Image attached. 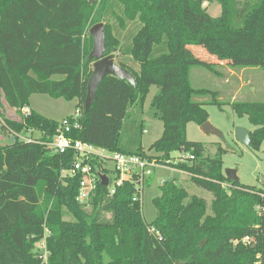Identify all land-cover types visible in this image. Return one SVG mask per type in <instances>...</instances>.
Here are the masks:
<instances>
[{
	"label": "trees",
	"instance_id": "trees-1",
	"mask_svg": "<svg viewBox=\"0 0 264 264\" xmlns=\"http://www.w3.org/2000/svg\"><path fill=\"white\" fill-rule=\"evenodd\" d=\"M204 1L0 0V128L40 134L34 142L14 136L0 144V264H69L70 254L83 264H264V188L229 180L222 146L209 156L203 142L187 135L190 122L209 119L206 104L223 105L217 90L193 85V67L217 75L224 63L264 70V0H218L217 16ZM99 22L105 24V54L119 58L135 85L108 75L85 113L95 61L90 29ZM190 46L205 47L216 60L199 58ZM153 85L158 90L150 107L164 130L150 154L137 113ZM35 93L78 99L82 128L70 135L186 171L191 182L213 193L211 204L176 179L160 185L152 222L144 219L134 181L114 193L99 181L81 203V175L63 172L75 154L56 153L48 144L61 121L31 107ZM230 103L239 116H248L254 126L250 146L259 150L264 101ZM24 106L31 108L28 116ZM6 108L17 115L8 116ZM90 161L95 171L112 172L100 160Z\"/></svg>",
	"mask_w": 264,
	"mask_h": 264
},
{
	"label": "rangeland",
	"instance_id": "rangeland-1",
	"mask_svg": "<svg viewBox=\"0 0 264 264\" xmlns=\"http://www.w3.org/2000/svg\"><path fill=\"white\" fill-rule=\"evenodd\" d=\"M203 5L207 7L210 14L217 16L221 14L222 6L218 0H205ZM193 54L199 58L216 60L203 46H190ZM191 54V53H190ZM129 59L133 61L130 57ZM118 61L119 58L115 57ZM134 63V62H133ZM221 75H217L210 70L195 66L192 69L193 85L217 90L220 99L223 101L222 107L217 104H206L209 113V121L221 133V135L207 132L202 125L190 122L187 126V135L190 140L200 141L206 145V155L213 156L218 152L219 146L223 149V166L237 170V174L242 184L264 188V141L260 149H254L240 141L236 135L238 127L252 128L248 116H239L230 101L238 99L240 101H264V70L261 67H233L227 63L216 67ZM158 87L153 85L145 99L144 105L138 110L137 117L144 120L147 131L143 134L142 146L150 154H155L151 150L152 144L161 137L164 124L162 120L153 115L150 107L151 100ZM210 95L200 97L208 99ZM78 99L68 100L66 98H54L48 94L35 93L30 98L31 105L41 113L63 120L67 115L76 111ZM7 115L15 117L14 109L6 108ZM38 135V133H35ZM13 133H5L0 128V144H10L14 141ZM175 162H178L181 154H174ZM190 174L181 171L169 163L159 165L154 174L150 177L142 193V212L147 222H152L156 217L157 210L153 199L160 194V185L165 180L176 179L184 185L192 194L204 197L211 204L213 193L207 189L191 182ZM69 264H83L71 257Z\"/></svg>",
	"mask_w": 264,
	"mask_h": 264
},
{
	"label": "built area",
	"instance_id": "built-area-1",
	"mask_svg": "<svg viewBox=\"0 0 264 264\" xmlns=\"http://www.w3.org/2000/svg\"><path fill=\"white\" fill-rule=\"evenodd\" d=\"M31 113L29 106L22 108V114L28 116ZM81 111L76 109L71 116H66L61 120L59 129L53 140L48 144L56 153H66L73 151L75 159L69 169H65V174H80V188L77 196L78 201L87 203L92 193L96 190L98 182L101 181L99 174L104 173L109 177V192L114 193L116 188L123 185L125 181H134L137 184L136 197L142 200V193L147 185V179L150 178L155 169L159 165L165 163L159 162L156 158L143 157L137 154H127L121 151H110L106 148L99 147L93 143L85 142L81 139L74 138L70 133L75 129H81ZM147 131V129H145ZM35 131L28 134L13 133L21 140L27 142L37 141L38 137L34 135ZM194 158V155H191ZM91 159H98L103 166L110 169L111 173L103 171H95L91 164ZM149 230L161 240L163 237L161 232L153 225L149 226ZM44 247L43 259L46 261L48 251L46 249L45 240L42 241Z\"/></svg>",
	"mask_w": 264,
	"mask_h": 264
},
{
	"label": "water",
	"instance_id": "water-1",
	"mask_svg": "<svg viewBox=\"0 0 264 264\" xmlns=\"http://www.w3.org/2000/svg\"><path fill=\"white\" fill-rule=\"evenodd\" d=\"M94 1V0H92ZM91 34L94 38V46L90 53V58L95 59L93 63V73L88 82V91L87 97L85 100V113H88L92 104L95 101L98 88L101 82L108 75H116L122 79L130 81L135 85V79L131 72L118 64L115 60L114 54H105L106 53V36H105V24L99 22L94 24L90 29ZM204 130L210 133L221 135L220 131L211 124L209 119L202 124ZM236 135L240 141L250 146L252 143V138L250 131L244 127H238L236 130ZM227 178L231 181H240V178L237 174V170L227 168L225 170ZM99 177L101 183L105 186L109 185V177L107 174L100 173Z\"/></svg>",
	"mask_w": 264,
	"mask_h": 264
},
{
	"label": "crops",
	"instance_id": "crops-1",
	"mask_svg": "<svg viewBox=\"0 0 264 264\" xmlns=\"http://www.w3.org/2000/svg\"><path fill=\"white\" fill-rule=\"evenodd\" d=\"M124 59H125V60H128V61H131V60L129 59V57H125ZM31 107H33V106L31 105ZM33 108H34V107H33ZM67 116H68V115H67ZM248 130L251 131L252 128H249ZM35 133H38V132L35 131V132H34V135H35ZM39 135H40V134L38 133V135H35V136L39 137ZM179 170H180V169H179ZM181 171H182V170H181ZM182 172H183V171H182Z\"/></svg>",
	"mask_w": 264,
	"mask_h": 264
}]
</instances>
